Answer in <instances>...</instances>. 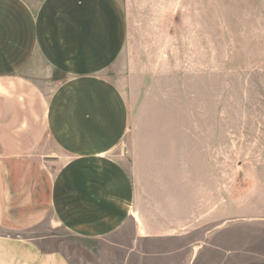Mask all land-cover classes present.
Masks as SVG:
<instances>
[{
	"label": "crops",
	"instance_id": "crops-1",
	"mask_svg": "<svg viewBox=\"0 0 264 264\" xmlns=\"http://www.w3.org/2000/svg\"><path fill=\"white\" fill-rule=\"evenodd\" d=\"M140 3L0 0V264L250 255L219 172H199L182 142L154 138L164 131L132 127L126 95L108 78L121 59L133 71ZM58 228L88 243L83 255L58 246Z\"/></svg>",
	"mask_w": 264,
	"mask_h": 264
},
{
	"label": "rangeland",
	"instance_id": "rangeland-1",
	"mask_svg": "<svg viewBox=\"0 0 264 264\" xmlns=\"http://www.w3.org/2000/svg\"><path fill=\"white\" fill-rule=\"evenodd\" d=\"M133 14V71L121 59L108 75L132 127L164 131L154 138L182 142L199 172H219L250 254L239 263L264 261V0H144ZM56 232L69 256L83 255L87 242Z\"/></svg>",
	"mask_w": 264,
	"mask_h": 264
}]
</instances>
